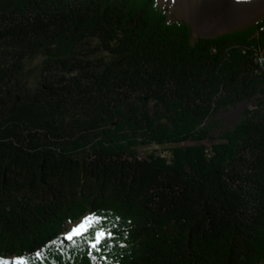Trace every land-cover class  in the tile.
Instances as JSON below:
<instances>
[{"label": "trees", "instance_id": "16d2710c", "mask_svg": "<svg viewBox=\"0 0 264 264\" xmlns=\"http://www.w3.org/2000/svg\"><path fill=\"white\" fill-rule=\"evenodd\" d=\"M159 1L0 0V264H264V18L194 38Z\"/></svg>", "mask_w": 264, "mask_h": 264}, {"label": "rangeland", "instance_id": "374dc122", "mask_svg": "<svg viewBox=\"0 0 264 264\" xmlns=\"http://www.w3.org/2000/svg\"><path fill=\"white\" fill-rule=\"evenodd\" d=\"M159 2L160 5L167 10L169 18L172 21H184L187 22L193 28L194 38L214 37L227 32L240 30L264 18V5H262L260 8L256 9L255 11H252V14H241V16L236 18L235 21H231L229 23L226 22L219 26L209 29L203 24L196 25L194 21L186 15V12L181 6V2L179 0H160ZM40 61L41 60H35L33 64H31L32 68L35 66H40ZM37 73H39V71ZM34 81L38 80L34 79ZM253 105L254 102H249L245 103V105L242 107L239 106L237 108H232L229 110L218 111L215 114L212 123L220 122L221 126L213 127L211 132V140H208L205 143L208 145H212L218 142L216 140L220 138L223 131H225L226 129L233 128L239 122L243 110L247 107H252ZM188 144L190 143H186V145ZM153 148L158 150L159 153L165 155L170 154V147L158 149L157 147L144 146L139 149V152L142 156H144L145 154L151 153ZM91 223H93V218H91L90 216H85L78 222L68 226L67 235L79 234L83 232ZM8 261L13 264L18 263V260L15 257L10 258Z\"/></svg>", "mask_w": 264, "mask_h": 264}, {"label": "bare ground", "instance_id": "6f19581e", "mask_svg": "<svg viewBox=\"0 0 264 264\" xmlns=\"http://www.w3.org/2000/svg\"><path fill=\"white\" fill-rule=\"evenodd\" d=\"M186 15L196 25L203 24L214 28L223 23L235 21L241 14H252V11L264 5V0H179Z\"/></svg>", "mask_w": 264, "mask_h": 264}, {"label": "flooded vegetation", "instance_id": "af4514ba", "mask_svg": "<svg viewBox=\"0 0 264 264\" xmlns=\"http://www.w3.org/2000/svg\"><path fill=\"white\" fill-rule=\"evenodd\" d=\"M36 60H41L40 61V66H35L32 68L31 64H33V62L35 60H28L26 67H27V91L28 94H30V96H37L38 94L42 93L40 90L41 85L45 88V84H44V67H43V60L42 57L37 58ZM39 71V73H37ZM38 74V75H37ZM34 79L38 80V81H34Z\"/></svg>", "mask_w": 264, "mask_h": 264}, {"label": "built area", "instance_id": "2783aa9c", "mask_svg": "<svg viewBox=\"0 0 264 264\" xmlns=\"http://www.w3.org/2000/svg\"><path fill=\"white\" fill-rule=\"evenodd\" d=\"M258 62L264 68V53L260 55Z\"/></svg>", "mask_w": 264, "mask_h": 264}, {"label": "water", "instance_id": "95a60500", "mask_svg": "<svg viewBox=\"0 0 264 264\" xmlns=\"http://www.w3.org/2000/svg\"><path fill=\"white\" fill-rule=\"evenodd\" d=\"M245 104L239 105L240 107L244 106Z\"/></svg>", "mask_w": 264, "mask_h": 264}, {"label": "snow or ice", "instance_id": "6c2138e0", "mask_svg": "<svg viewBox=\"0 0 264 264\" xmlns=\"http://www.w3.org/2000/svg\"><path fill=\"white\" fill-rule=\"evenodd\" d=\"M99 235H102V233H101V234H99ZM93 247H95V245H93Z\"/></svg>", "mask_w": 264, "mask_h": 264}]
</instances>
